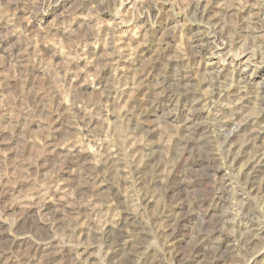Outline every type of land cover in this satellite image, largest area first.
I'll list each match as a JSON object with an SVG mask.
<instances>
[{
  "label": "rangeland",
  "instance_id": "obj_1",
  "mask_svg": "<svg viewBox=\"0 0 264 264\" xmlns=\"http://www.w3.org/2000/svg\"><path fill=\"white\" fill-rule=\"evenodd\" d=\"M0 264H264V0H0Z\"/></svg>",
  "mask_w": 264,
  "mask_h": 264
},
{
  "label": "bare ground",
  "instance_id": "obj_2",
  "mask_svg": "<svg viewBox=\"0 0 264 264\" xmlns=\"http://www.w3.org/2000/svg\"><path fill=\"white\" fill-rule=\"evenodd\" d=\"M186 75V74H185ZM189 81V80H188ZM239 81V80H238ZM247 89V88H246ZM230 91V90H229ZM238 102V101H237ZM217 119V118H216ZM192 120V119H191ZM216 146V145H215ZM234 146V145H233ZM232 149V148H231ZM242 149V148H241ZM251 151V150H250ZM261 154V153H260ZM256 156V155H255ZM262 159V158H261ZM260 159V160H261ZM253 162V161H252ZM238 167V166H237ZM239 168H241V167H239ZM255 168V167H254ZM251 171H253V170H251ZM250 178V177H249ZM260 233V232H259Z\"/></svg>",
  "mask_w": 264,
  "mask_h": 264
}]
</instances>
